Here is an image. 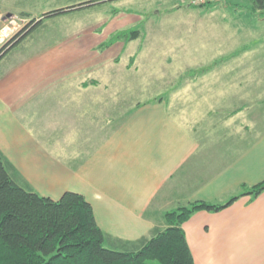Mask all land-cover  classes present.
<instances>
[{"label": "crops", "instance_id": "0c3cea01", "mask_svg": "<svg viewBox=\"0 0 264 264\" xmlns=\"http://www.w3.org/2000/svg\"><path fill=\"white\" fill-rule=\"evenodd\" d=\"M108 5L85 9L86 19H95L94 27L105 23ZM140 20L119 14L103 34ZM54 39L35 29L0 60V153L12 179L31 192L52 200L66 192L81 195L109 237L107 247L135 245L165 229L164 215L172 208L224 205L264 182V113L254 123L247 111L225 118L240 121L232 135L251 138L241 147L226 143L230 135L216 139L214 133L215 143L205 141L209 132L171 113L162 99L124 108L126 71L136 62L127 68L122 60L134 53L138 38L126 46L114 43L103 54H84L79 81L76 53L62 56ZM123 45L121 62H109ZM111 51L116 53L109 57ZM72 58L73 67L65 63ZM182 229L194 264H264V191L217 212L198 211Z\"/></svg>", "mask_w": 264, "mask_h": 264}, {"label": "rangeland", "instance_id": "374dc122", "mask_svg": "<svg viewBox=\"0 0 264 264\" xmlns=\"http://www.w3.org/2000/svg\"><path fill=\"white\" fill-rule=\"evenodd\" d=\"M89 1L95 0H0V47L45 13ZM179 1L103 2L109 3L107 21L98 27H94L95 19L92 24L86 19L87 7L66 17L44 20L36 30L41 28L46 35L54 36V47L62 56L76 53L77 81L85 77L87 54H103L117 42L125 45L127 41L116 40L103 46L120 32L138 30L139 43L134 46V53L124 58L123 45L116 57L108 60L118 63L124 58L127 68L136 62L130 74L126 71L125 79L130 81L125 88L124 108L129 111L145 101L162 99L171 113L192 125L197 122L200 131L209 132L205 141L215 143L218 136L230 135L226 143L241 147L251 138L232 135L230 128L238 134L240 121L225 118L234 111H247V120L254 123L264 113V17L243 0H216L201 6H192L190 0ZM9 14L11 17L7 18ZM119 14L141 15V22L126 23L103 34L108 21ZM4 31L7 34L2 37ZM115 53L109 52V57ZM67 62L74 66L73 58Z\"/></svg>", "mask_w": 264, "mask_h": 264}, {"label": "trees", "instance_id": "16d2710c", "mask_svg": "<svg viewBox=\"0 0 264 264\" xmlns=\"http://www.w3.org/2000/svg\"><path fill=\"white\" fill-rule=\"evenodd\" d=\"M111 0H95L45 13L29 22L0 47V60L44 20L60 17ZM264 17V0H243ZM25 16V15H24ZM138 30L118 33L116 40L137 39ZM161 100V99H160ZM0 153V264H194L182 224L198 211L217 212L238 197L256 196L264 182L230 199L224 205L193 202L164 215L166 228L135 245L118 242L107 247L109 237L97 226L90 204L79 194L66 192L58 200L41 197L16 183Z\"/></svg>", "mask_w": 264, "mask_h": 264}, {"label": "built area", "instance_id": "2783aa9c", "mask_svg": "<svg viewBox=\"0 0 264 264\" xmlns=\"http://www.w3.org/2000/svg\"><path fill=\"white\" fill-rule=\"evenodd\" d=\"M190 4H192V6H201V5H208L209 3H212V2H216V0H190L189 1ZM7 32H3V34L1 33L2 37L3 35H6Z\"/></svg>", "mask_w": 264, "mask_h": 264}, {"label": "water", "instance_id": "95a60500", "mask_svg": "<svg viewBox=\"0 0 264 264\" xmlns=\"http://www.w3.org/2000/svg\"><path fill=\"white\" fill-rule=\"evenodd\" d=\"M6 17H7V18H10V17H11V15L9 14V15H7Z\"/></svg>", "mask_w": 264, "mask_h": 264}]
</instances>
